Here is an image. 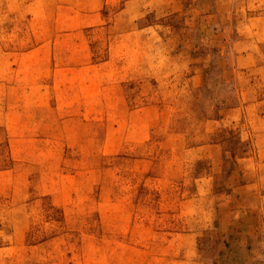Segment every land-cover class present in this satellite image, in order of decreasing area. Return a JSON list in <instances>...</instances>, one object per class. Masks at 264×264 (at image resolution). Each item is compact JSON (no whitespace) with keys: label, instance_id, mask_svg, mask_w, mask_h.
<instances>
[{"label":"rangeland","instance_id":"374dc122","mask_svg":"<svg viewBox=\"0 0 264 264\" xmlns=\"http://www.w3.org/2000/svg\"><path fill=\"white\" fill-rule=\"evenodd\" d=\"M261 126L264 0H0V264H264Z\"/></svg>","mask_w":264,"mask_h":264},{"label":"crops","instance_id":"0c3cea01","mask_svg":"<svg viewBox=\"0 0 264 264\" xmlns=\"http://www.w3.org/2000/svg\"><path fill=\"white\" fill-rule=\"evenodd\" d=\"M260 129H261V136H260V137H261L262 139H264V126H261ZM263 146H264V145H263ZM257 157H261V156H257ZM257 157H256V158H257ZM259 160H261V159L259 158Z\"/></svg>","mask_w":264,"mask_h":264}]
</instances>
